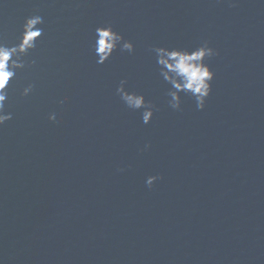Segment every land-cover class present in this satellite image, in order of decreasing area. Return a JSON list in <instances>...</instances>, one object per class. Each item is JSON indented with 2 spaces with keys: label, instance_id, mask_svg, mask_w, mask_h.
<instances>
[{
  "label": "water",
  "instance_id": "obj_1",
  "mask_svg": "<svg viewBox=\"0 0 264 264\" xmlns=\"http://www.w3.org/2000/svg\"><path fill=\"white\" fill-rule=\"evenodd\" d=\"M33 14L36 65L0 127V264H264V0H0V38ZM101 25L135 51L97 64ZM205 40L212 94L173 110L150 48ZM121 80L155 105L150 124Z\"/></svg>",
  "mask_w": 264,
  "mask_h": 264
},
{
  "label": "clouds",
  "instance_id": "obj_2",
  "mask_svg": "<svg viewBox=\"0 0 264 264\" xmlns=\"http://www.w3.org/2000/svg\"><path fill=\"white\" fill-rule=\"evenodd\" d=\"M44 24L42 15L33 14L25 18L16 43L9 45L0 38V127L13 118V114L6 109V105L9 104L11 83L17 79L18 73L36 65L35 59L29 61L26 57L36 50L38 42L44 36ZM118 49L121 52L133 53L135 44L131 40H126L124 35L111 25L95 28L92 50L97 64L103 65L110 61ZM150 51L154 54L159 76L169 85L168 105L173 110H182L183 98L189 96L195 102L196 108L203 110L212 94V81L216 75L207 63L210 57L218 55L217 50L210 46V42L205 40L194 48L153 46ZM127 83V80H121L116 94L127 108L141 111L144 124H150L155 115V105L147 100L144 94L129 91L126 87ZM34 89L35 84L28 83L19 95L22 98L28 97ZM61 115V112L57 111L50 114L49 119L56 120ZM150 147V144L145 145L143 150ZM159 179L161 177L158 175L149 176L146 184L152 187Z\"/></svg>",
  "mask_w": 264,
  "mask_h": 264
}]
</instances>
